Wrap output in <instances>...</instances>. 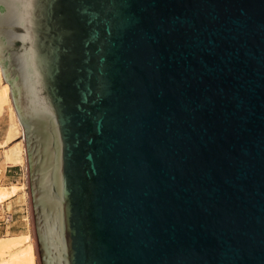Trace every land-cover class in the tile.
Returning <instances> with one entry per match:
<instances>
[{
  "label": "water",
  "instance_id": "water-1",
  "mask_svg": "<svg viewBox=\"0 0 264 264\" xmlns=\"http://www.w3.org/2000/svg\"><path fill=\"white\" fill-rule=\"evenodd\" d=\"M39 264H264V0H0Z\"/></svg>",
  "mask_w": 264,
  "mask_h": 264
},
{
  "label": "rangeland",
  "instance_id": "rangeland-1",
  "mask_svg": "<svg viewBox=\"0 0 264 264\" xmlns=\"http://www.w3.org/2000/svg\"><path fill=\"white\" fill-rule=\"evenodd\" d=\"M1 78L3 80L2 84L8 86L9 84L5 80V78L2 74L1 68H0V81H1ZM3 102H1V104L3 103L2 106L7 105V112H8L7 114H8L9 119H10L8 128L10 127L11 129L10 128L9 129L11 131L13 130L12 136H14V137H12L11 140L13 141L15 138L18 137L16 140L17 143L11 145L9 148L6 147L5 152H4V158L6 160L7 154L12 153L14 150H17V151L19 150V152H20L19 156L21 158L19 163H22L21 180L24 183V185L15 186V187L22 188V191L15 196V197H17L19 195H22V200H21V203L19 204V207L17 208L18 214L16 216H13L12 219H14V220L19 219V221H18L19 222L18 223L19 229H22V227H24L25 231H30V233H28V232H24V233L28 234L30 237V244L32 245L33 253H34L33 254L34 264H39L37 248H36V241H35V234H34V228H33V221H32V215H31L30 193H29V187H28V181H27V162H26L25 142H24V128H23L22 124L20 123L19 118L17 116L16 110H15V107H14V104L12 101L10 90L8 91L7 99H5ZM12 128H14V129H12ZM9 129H7V130H9ZM11 140H10V142H12ZM0 144L2 145V143H0ZM8 163H10V162H8ZM24 186H25V189H24ZM5 188H9V187L0 186V194L2 193L3 189H5ZM24 196L26 198L25 201H23ZM0 199H1V195H0ZM8 202L9 201H5V200L1 199L0 200V210H2V209L6 210L7 209L6 205ZM1 213H2V219H0V248L2 247L3 250L0 249V258H2V259H0V262H1V260L7 259L8 258L7 255L12 254L13 251H17V250H19V248L22 249L20 246L23 247V244H24V243H21V241H17V240L13 241V240H10L8 238L9 236L19 235L22 232L16 234V233H14L15 228L10 229V230L7 229L6 226L10 225L11 221L9 222L10 224L4 223L3 218L5 217V214L3 212H1ZM8 241H9V243H7ZM10 241H11V244H10ZM15 241H17V243ZM9 244H10V246H9ZM5 246H6V248H5ZM9 249H10V252H9Z\"/></svg>",
  "mask_w": 264,
  "mask_h": 264
},
{
  "label": "bare ground",
  "instance_id": "bare-ground-1",
  "mask_svg": "<svg viewBox=\"0 0 264 264\" xmlns=\"http://www.w3.org/2000/svg\"><path fill=\"white\" fill-rule=\"evenodd\" d=\"M9 90H10L9 85L8 86L7 85L0 86V100H1V102H3L5 99H7V97H8V91ZM10 129L8 130L7 137H6L5 141H4V143H2V145L8 143L11 140V138L14 137V136H12L13 130L11 131ZM12 129H14V128H12ZM19 155H20L19 150L18 151L17 150H14L12 153H9V154L6 155V161L7 162H10L12 164H17V163L20 162V159H21ZM21 191H22V188L15 187V186H10L9 188L3 189V191H2V193L0 195H1V199L5 200V201H9L7 203V205H6V208L7 209L11 208V206L13 207V204L16 205V206H18L21 203L22 195H19V196L15 197ZM8 238L10 240H13V241L14 240L21 241V243H24V244H23V247L20 246L22 249L19 248V250L13 251L12 254L7 255L8 258L7 259H4V260H1L0 264H34V257H33V254L34 253H33L32 245L30 244V237H29V235L26 234V233H24V232H22L19 235L9 236ZM17 241H15V242L17 243ZM7 243H9V241ZM10 244H11V241H10ZM10 244H9V246H10ZM5 248H6V246H5ZM0 249H2V247ZM9 252H10V249H9ZM0 259H2V258H0Z\"/></svg>",
  "mask_w": 264,
  "mask_h": 264
},
{
  "label": "crops",
  "instance_id": "crops-1",
  "mask_svg": "<svg viewBox=\"0 0 264 264\" xmlns=\"http://www.w3.org/2000/svg\"><path fill=\"white\" fill-rule=\"evenodd\" d=\"M3 83V80L1 78V81H0V85L3 86L4 84ZM0 143H4L6 137H7V134H8V126H9V122H10V119H9V116H8V112H7V105L5 106H2L1 104V100H0ZM18 138V137H17ZM17 138H15L12 142H8L4 145H1L0 144V186H4V187H10V186H21V185H24V183L22 182L21 180V172H22V163H17V164H11V163H8L5 158H4V152H5V149L6 147H10L11 145L17 143L16 140ZM24 189H25V186H24ZM19 192V191H18ZM26 198L24 196V199L23 201H25ZM19 207L14 205L13 204V207L11 206V208L9 209H2L0 210V219H2V213L3 212L4 214H11V216H16L18 214V210L17 208ZM8 210V211H7ZM10 210V211H9ZM19 219H12L11 220V224L6 226L7 229H14V233L18 234L20 232H28L30 233V231H25L24 230V227H22V229H19Z\"/></svg>",
  "mask_w": 264,
  "mask_h": 264
},
{
  "label": "built area",
  "instance_id": "built-area-1",
  "mask_svg": "<svg viewBox=\"0 0 264 264\" xmlns=\"http://www.w3.org/2000/svg\"><path fill=\"white\" fill-rule=\"evenodd\" d=\"M12 220L11 214H5V217L3 218L4 223H9Z\"/></svg>",
  "mask_w": 264,
  "mask_h": 264
}]
</instances>
